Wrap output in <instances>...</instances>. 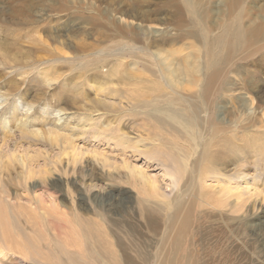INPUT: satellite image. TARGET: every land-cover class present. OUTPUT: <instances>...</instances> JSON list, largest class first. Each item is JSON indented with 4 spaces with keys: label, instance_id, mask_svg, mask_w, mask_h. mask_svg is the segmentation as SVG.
Listing matches in <instances>:
<instances>
[{
    "label": "rangeland",
    "instance_id": "1",
    "mask_svg": "<svg viewBox=\"0 0 264 264\" xmlns=\"http://www.w3.org/2000/svg\"><path fill=\"white\" fill-rule=\"evenodd\" d=\"M161 53L196 61V85L159 80ZM151 103L176 123L148 120ZM0 117V189L53 197L46 213L68 216L48 233L83 250L73 226L90 217L121 264H158L187 217L194 264H264V0H0Z\"/></svg>",
    "mask_w": 264,
    "mask_h": 264
},
{
    "label": "bare ground",
    "instance_id": "2",
    "mask_svg": "<svg viewBox=\"0 0 264 264\" xmlns=\"http://www.w3.org/2000/svg\"><path fill=\"white\" fill-rule=\"evenodd\" d=\"M235 24L236 26L233 31L234 35L236 38H241L243 33L241 30L242 23L241 21H238ZM225 28L226 29H224L220 41H224L223 39L224 35L226 36L229 35L230 41L227 44L229 50H232L231 46L237 49V47H239L238 45H240L242 41L239 42V44L237 43L231 44L230 42H232V37L229 33L228 27L225 26ZM220 45L223 46V42H221ZM129 49H133V47L132 48L130 47ZM156 57L157 60H159L158 64H155V67H157V71H156V74L158 75L157 78L161 81H163L164 79L168 83L167 84L168 87H176V86L185 87L186 82L192 86L196 85L197 82H195L196 80L194 79L195 78L194 76H197L196 74L199 69L196 61L195 62L193 61L191 63L186 62V64H180V63L178 64L170 60L166 53H161L159 55H156ZM212 64H214V61ZM44 79L47 80V75H44ZM207 91L208 90L206 89V92L205 93L203 92L202 95L203 98H205L206 95L208 94ZM151 104L152 105H149L148 107H150L153 113L155 114H153V116L148 115L147 116L148 120H152L153 122L157 123L158 125H160L161 128L163 125H168V123L170 124V122H175L172 118H170L171 115L167 116V114L161 113L159 111L160 105L158 103H151ZM164 105L167 108L169 107L174 108L173 101H166ZM25 109L26 111H29V108H25ZM187 111L191 115L190 117L186 116L188 121L187 124L185 125L188 127H193L195 125L198 126L199 125L198 119L200 118V113L198 108L196 106H191V107L189 106ZM165 112L170 113V110L167 109ZM56 113H55L56 114L55 117L57 118V120L56 122L55 121L54 122L58 124V122H60L62 118L60 116V112H56ZM174 113L175 111L171 112L172 115ZM179 113L181 114L180 111ZM12 115H15V113L12 112ZM189 123H191V125H189ZM0 124H4L3 125L4 129L7 128L5 119L1 121ZM53 127L55 129V130L53 129L54 131H48L49 138H52L53 142L64 143V144L70 143L69 138L65 136L63 128H58L57 126H53ZM59 131H63V132H59ZM32 133L34 132L32 131ZM1 142L3 143L2 139ZM202 156H203L202 160L206 161L207 163L206 166L217 165L216 159L211 158L209 155H206L205 153H203ZM180 157L181 159H184L182 155H180ZM161 163H162L161 165H163L164 167H170V168L173 167L168 164L169 161H163ZM170 164L175 165L176 167H181V164L176 158H174ZM207 169L208 167H203L202 170L204 171ZM182 172H183L182 170L176 169L174 176L176 177L180 176ZM169 173L173 175L172 172H170V170ZM211 175H218V173L212 171ZM237 175L233 174L228 181H225V184L222 185V188H220L221 190L228 189L227 193H225L226 195H228L229 192H231L230 189L233 188V187L232 188L228 187L229 186L228 182L230 180H233L234 178L237 179L238 178ZM197 183H201L200 177L197 179ZM148 185H150L151 192L156 195L157 187L150 183ZM24 190H25L24 191L25 194L23 195H21L20 193L19 195L11 196L5 190V188H3V186L0 189V264H115V263L121 264L118 256L116 255L117 251L113 249L112 244L108 240V236L103 231L99 230L96 224L97 222L93 218L90 217L82 218L77 216L76 220L79 222L82 228L78 225V223H76L73 226L75 227V229L78 230V232L80 233L82 232L83 235H85V237H82V240L84 242H87V246L83 248V250H81L77 244L66 243L67 239L70 238V233L67 234V232L66 233L62 232V229L65 228L64 226L60 230L61 232L60 231L58 232L55 228H53V233L56 232L53 238V236H51V234L53 235V233H51V230L50 233H48L49 232L48 229L49 227H51L50 226L51 222L45 220L50 215L46 213V208L48 207L46 206V204L49 203L50 205H56L54 204L55 202L53 201V197L52 199L48 198V200H46L44 196H40V195L35 196V194L33 195L28 193L26 189ZM109 200L110 199L104 200L103 198H100L99 202L105 203V201L108 202ZM238 200L240 201V203L243 201L240 199ZM107 205L109 204L107 203ZM56 212L59 215L53 213V216L52 215L49 216L51 220L52 219L55 221L59 220V222L60 220H66L68 213L58 212V211ZM72 219L75 220L74 217H72ZM64 223L66 224V221ZM188 224H189V220L186 217L183 219L181 226L173 239H170L168 237V234L170 232L168 231L165 240L164 254L162 256L157 257L158 264H194L195 263L196 257L194 255V251L192 250V247L194 246V240L188 239V237L191 236L192 232H194L195 234L197 233L196 230L194 231L191 230V232L189 233V228L187 229ZM40 228L43 229V233L46 232L47 234H44V238L42 239V241L38 242L35 240L33 235H36L39 232ZM63 234L65 239L58 237L59 235H63ZM259 243L260 242H258V244ZM55 248H57V250ZM71 248L74 249L71 250ZM140 260L144 262V264H146L145 262L147 261V258L145 259L142 258Z\"/></svg>",
    "mask_w": 264,
    "mask_h": 264
}]
</instances>
